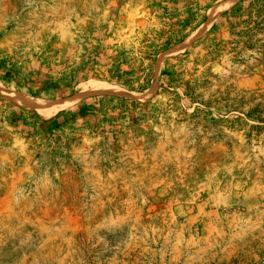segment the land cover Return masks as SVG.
Returning a JSON list of instances; mask_svg holds the SVG:
<instances>
[{
	"label": "rangeland",
	"instance_id": "obj_1",
	"mask_svg": "<svg viewBox=\"0 0 264 264\" xmlns=\"http://www.w3.org/2000/svg\"><path fill=\"white\" fill-rule=\"evenodd\" d=\"M0 264H264V0H0Z\"/></svg>",
	"mask_w": 264,
	"mask_h": 264
},
{
	"label": "bare ground",
	"instance_id": "obj_2",
	"mask_svg": "<svg viewBox=\"0 0 264 264\" xmlns=\"http://www.w3.org/2000/svg\"><path fill=\"white\" fill-rule=\"evenodd\" d=\"M112 87L106 84H101V83H94L93 84V91H105V90H110ZM26 103L28 106L32 107L34 110H36L40 115L44 117H49L53 113L64 109L71 105L72 102L70 101H63L61 103H46V104H39L36 101H23Z\"/></svg>",
	"mask_w": 264,
	"mask_h": 264
},
{
	"label": "trees",
	"instance_id": "obj_3",
	"mask_svg": "<svg viewBox=\"0 0 264 264\" xmlns=\"http://www.w3.org/2000/svg\"><path fill=\"white\" fill-rule=\"evenodd\" d=\"M5 76H8V74H5ZM56 88H57V84H55L54 82L47 86L49 92L55 90Z\"/></svg>",
	"mask_w": 264,
	"mask_h": 264
}]
</instances>
